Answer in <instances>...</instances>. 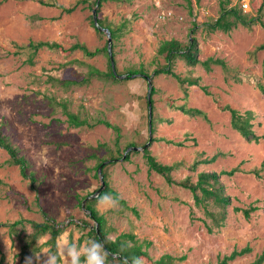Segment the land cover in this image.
I'll list each match as a JSON object with an SVG mask.
<instances>
[{
	"label": "rangeland",
	"instance_id": "rangeland-1",
	"mask_svg": "<svg viewBox=\"0 0 264 264\" xmlns=\"http://www.w3.org/2000/svg\"><path fill=\"white\" fill-rule=\"evenodd\" d=\"M40 1L0 0V131L27 159L29 172L35 176L34 183L24 178L19 166L0 148V264H25L19 237L32 232L31 220H87L94 224L80 198L101 186L95 166L99 158L118 153L116 133L103 124L70 126L56 102H65L70 111L91 122L106 119L118 125L122 154L130 142L142 147L150 141L149 83L141 74L118 81L95 78L70 87L51 80H80L89 65L108 71V52L86 57L79 50L42 49L29 63L31 52L26 45L30 41H55L65 48L80 42L92 50L107 45L108 34L103 31L100 35L94 27V9L105 24L116 27L126 22L112 43L117 73L127 76L128 69L143 68L153 78L154 131L148 149L157 160L183 164L173 172L177 181L189 178L196 182L200 171L239 167L233 176L220 179L231 203L224 224L209 231L203 219L212 222L195 204L191 191L149 173L143 150L130 151L129 160L118 156L107 168V181L136 212L118 202L97 207L115 229L110 236L133 231L152 242L151 259L169 253L177 258L175 264H217L220 257L247 244L252 251L229 264L254 261L264 248V139L248 141L232 128L230 112L215 101L241 112L253 111V128L259 135L264 133V91L259 87L264 85V50L257 49L264 42V26L257 22L250 28L240 24L228 32H212L205 23L235 5L250 17L260 13L264 22V0H250V9L236 0L107 1L100 8L90 0L70 14H61ZM55 1L68 7L78 0ZM193 28L199 59H222L229 70L215 65L207 71L200 63L188 66L176 58L174 71L182 78L198 79V84H181L172 75H156L154 70L166 63L156 56L161 42L177 39L186 45ZM182 105L201 109L207 118L184 113L179 109ZM214 155L213 162L198 166L197 171L188 168L196 159ZM236 207L256 208L247 217ZM20 219L24 224L12 233L7 224ZM83 231L74 225L66 230L69 240L72 237L76 243ZM48 238L46 235L40 242Z\"/></svg>",
	"mask_w": 264,
	"mask_h": 264
},
{
	"label": "trees",
	"instance_id": "trees-1",
	"mask_svg": "<svg viewBox=\"0 0 264 264\" xmlns=\"http://www.w3.org/2000/svg\"><path fill=\"white\" fill-rule=\"evenodd\" d=\"M89 1L90 0H78L74 5L68 7L56 2L55 0H41L40 2L45 6L58 8L61 14L63 13L70 14L73 13L81 3H88ZM107 1L131 2L132 0H94L93 6H98L100 8L102 4ZM98 21L100 26L105 27L106 25L107 27L105 28L109 29L112 38V43L113 40L119 38L120 32L126 26L125 21H123L116 27H114L111 24H105V22L100 17H98ZM257 22H259L264 26V22L262 21V16L260 13L257 16L250 17L235 5L234 7H231L229 9L224 8L222 10L221 15L217 19H215L212 22L205 23V26L208 30L212 32L219 30L228 32L240 24L250 28L252 25L256 24ZM93 24L94 27H96V31L100 35H103L104 32L101 31L95 25V23ZM192 32L193 33L190 35L189 41L186 45H184L177 39L164 40L161 42L157 50L156 56L158 58L161 57L164 58L166 63L154 70V73L156 75L158 74L172 75L181 84H185V83L190 85L198 84V79L182 78L179 74H177L174 71L173 62L176 58H180L184 60L188 66H195L200 63L205 67L207 71H211L213 69V66L215 65H220L226 71L229 70V67L227 66L226 62L222 59L214 58V57H209L204 61H201L199 59V43L194 35L195 33L194 28L192 29ZM26 47L31 52L29 63L34 62L33 61L34 56L42 49H47L52 51H67V52H74L76 50H79L82 51L84 56L86 57H94L103 52L106 53V55L107 52L109 53L108 43L104 47L96 48L95 50L88 48L85 44H82L80 42H76L73 45H71L69 48H65L62 44L55 41H30L26 45ZM257 49L264 50V42L260 46H258ZM112 52H113V47H112ZM113 56H114V52H113ZM145 73L146 72L143 68H131L128 69L126 77L130 79L132 76L138 74H141L144 77L148 76ZM95 78L100 80H113V81L120 80L112 69L111 60L109 63L108 71H102L101 69L93 65H89L87 73L80 80L74 78L55 79L53 77H51V80L58 81L61 85L65 87H70L72 85H83L90 83ZM259 87L264 91V85L259 84ZM204 90H206L205 87ZM154 91L155 89H152L151 94L154 93ZM206 93L211 94L207 90ZM215 102L218 103L220 109L230 112L232 128L237 130L248 141L258 142L264 139V133L262 135H259L253 128L254 127L253 120L255 118L253 111L246 110L244 112H241L231 107L230 105H222L217 100ZM56 104L62 107L63 113L66 115L67 122L69 123L70 126L94 128L99 124H103L106 127L112 128L115 131L116 133L115 144L117 146L118 153L111 154L109 157L99 158V161L95 166V170L97 171V173H95L94 175L98 177L99 166L102 165L105 161L110 160L108 164H105L103 166L102 173L106 186L100 194L102 193L110 194L111 196L116 198L118 203L121 204L123 207L136 212V209L134 207L128 206L126 200L120 196L118 191L110 187L107 181V176H108L107 168L109 167V165H111L114 162V159L117 158L118 156L122 158L124 156V154H122V152L119 150V141L122 136L121 128L118 125L112 124L110 121L106 119H97L96 121L91 122L87 117H81L79 113L70 111L65 102H56ZM179 109L190 116H201L207 118L206 113L198 108L185 107L184 105H182L179 107ZM152 131H154L153 111H152ZM171 143L181 144V142L175 143L174 141H171ZM135 145L136 143L130 142L126 145L125 150ZM102 146L107 147L106 144H102ZM0 148H3L7 151V153L10 156V162L12 164H16L19 166L22 176L24 178L30 179L31 182L34 183L35 176L33 173L29 172V162L24 156L19 155V151L17 147H15L11 143L9 138L4 134H2L1 131H0ZM148 148L143 151V156L146 159V164L148 166L149 173L155 172L161 175L169 185H178L185 189L190 190L191 193L193 194L195 204L204 209L205 213L212 222V223H208L206 219H203L205 225L208 227V230L213 231L214 227H221L224 224V220L227 215V207L231 203V198L230 196L225 195V190L223 185H221L220 179L224 175L233 176L236 172L239 171V167L237 166L230 170H221L220 172L200 171L197 174L196 182H192L189 178L184 179L182 181H177L173 176V172L179 169L181 166H183V164L179 162L174 164H164L158 161L157 158L151 153L150 149ZM216 156L217 155H214L211 158L206 157L203 159L198 158L191 165H189L188 168L191 171H197L198 166L213 162L216 159ZM129 159H130V153H128L125 157V160H129ZM255 172L258 173L259 171H255ZM96 190H94L91 194L95 193ZM87 197L88 196H85L83 198L81 197L80 203L82 206L83 201L86 200L84 210L86 211V215L88 216V218H90L94 222V224L89 223V221L87 220H82L81 222L71 220L68 223L58 222L55 219H50V218L45 219L42 222L31 220L29 221V223L31 224L32 232L23 237H19V239L22 242L20 255L22 257L31 256L34 254V252L39 253L42 250V248H44L45 246H49L52 250H55L56 237L60 233L65 232L68 226L74 225L75 227L81 230H86L83 231V234L79 237L77 242L78 244H82L85 240L88 239H95L98 241H102L104 243V246L107 249V251L112 254L108 257L107 264H122L124 259H127L129 261V264H131V258L133 257H142L144 260V264H175L177 258H175L173 255L169 253L162 254L157 259H151V257L149 256V248L151 247L152 242L148 239H141L133 231L122 232L116 235V237L114 238L111 237L110 233H112V231L115 230L113 229L114 227L108 224L106 216L103 213H101L100 210L97 208L96 198L94 197L87 199ZM209 206L218 207L219 210L212 211L210 210ZM255 208L256 207H251L249 209H242L236 207L235 210L242 211L245 214V216L248 217L251 211L255 210ZM21 224L22 225L24 224L23 219L17 220L12 223H8L7 225L10 228V231L12 233H15L17 231L16 229L17 226ZM46 235H49V238L44 242H40V240L44 238ZM70 241H73L72 237ZM251 251H252V247L249 244L242 247L241 249L234 248L229 254H225L222 257H220L217 264H229L230 261H233L237 257L250 253ZM113 257H117L118 259H113ZM81 264H83V257H81ZM249 264H264V248L256 256L254 261H252Z\"/></svg>",
	"mask_w": 264,
	"mask_h": 264
},
{
	"label": "clouds",
	"instance_id": "clouds-1",
	"mask_svg": "<svg viewBox=\"0 0 264 264\" xmlns=\"http://www.w3.org/2000/svg\"><path fill=\"white\" fill-rule=\"evenodd\" d=\"M95 198L98 208L102 205L115 206L118 202L106 193L98 194ZM110 255L112 254L107 251L102 241L88 239L78 244L70 241L65 231L56 237L55 250L42 248L39 253L34 252L33 255L25 257V264H81V257L83 264H107ZM122 264H129V261L124 259ZM131 264H144V260L142 257H133Z\"/></svg>",
	"mask_w": 264,
	"mask_h": 264
},
{
	"label": "water",
	"instance_id": "water-1",
	"mask_svg": "<svg viewBox=\"0 0 264 264\" xmlns=\"http://www.w3.org/2000/svg\"><path fill=\"white\" fill-rule=\"evenodd\" d=\"M93 20H94L95 25H96L101 31H105V32L108 34V51H109L110 60H111V65H112V69H113L114 73H115L118 77H120V78H125L126 75H119V74L117 73V70H116V64H115V59H114L113 52H112V38H111V34H110V31H109L108 28H105V27H102V26L99 25V21H98V17H97V11H96V9H94V11H93ZM134 76H135V75H134ZM145 77L147 78L148 83H149V91H148V98H149V129H150V134H151V136H150V141H151V139H152V104H151V91H152V87H153V78H152V76H145ZM150 141H149L147 144H145L144 146H142V147H139V146H131V147H129V148L125 151V154H124L123 158H121L120 160H124L125 157H126V155H127L130 151H133V150H135V151H137V150H143V151H144L145 149H147V148L149 147V145H150ZM115 160L118 161L119 159H115ZM109 162H110V160L105 161L102 165L99 166V168H98V174L100 175L101 186L95 191V193L89 195V196L87 197V199L96 197V196H97L98 194H100V193L103 191V189L105 188L106 183H105V181H104V177H103V173H102V171H103V166H104L105 164H108ZM85 202H86V200H84L83 203H82V206H83L84 209H85Z\"/></svg>",
	"mask_w": 264,
	"mask_h": 264
},
{
	"label": "built area",
	"instance_id": "built-area-1",
	"mask_svg": "<svg viewBox=\"0 0 264 264\" xmlns=\"http://www.w3.org/2000/svg\"><path fill=\"white\" fill-rule=\"evenodd\" d=\"M236 1L242 3L241 6H243L244 9H250V6H249L250 0H236ZM237 2H235V3H237ZM245 5H247V7H245Z\"/></svg>",
	"mask_w": 264,
	"mask_h": 264
}]
</instances>
